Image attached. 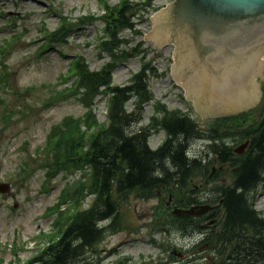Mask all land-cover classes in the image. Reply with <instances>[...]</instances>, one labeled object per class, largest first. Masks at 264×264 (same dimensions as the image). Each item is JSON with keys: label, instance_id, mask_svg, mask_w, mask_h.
I'll return each mask as SVG.
<instances>
[{"label": "rangeland", "instance_id": "obj_1", "mask_svg": "<svg viewBox=\"0 0 264 264\" xmlns=\"http://www.w3.org/2000/svg\"><path fill=\"white\" fill-rule=\"evenodd\" d=\"M171 1L0 0V184L9 186L6 193H0V264H25L40 254L56 235L52 230L56 217L53 209H67V204L62 205L63 189L76 184L81 176L80 172L47 171L38 156L44 157L42 149L54 126L68 117L81 119L85 114L75 86L76 62L94 72L115 63L112 73L115 86L127 85L144 63L164 74L149 80L154 99L142 107L138 127H146L153 117L161 118L155 109L159 105L169 111L191 113L203 130L212 123L201 119L198 110H192V104L183 98V89L174 84L170 69L173 47L156 49L149 38L145 39L152 29V16ZM125 2L142 7L149 4L150 8L130 15L133 26L118 30L123 44L115 57H109L101 51L99 40L104 37L109 13ZM61 28L70 30L68 38L64 43H51L49 38ZM100 91L92 114L98 124H104L108 95ZM263 99L264 89L259 103L244 112L251 115V119L246 118L245 129L264 114ZM133 103L127 105L128 111L135 112ZM165 138L164 131L154 132L149 148L156 149ZM224 138L233 148L242 144L239 139ZM208 146L206 137L193 141L192 156L205 155ZM226 176L221 171L211 184L220 181L227 184ZM168 195L163 191L151 200L131 198L122 206L120 226L115 232H107L96 250L87 253V263L114 264L118 257H129L135 262L153 261L164 250V262L170 264H208L206 256L211 242L196 247L198 238L194 235L185 236L175 230L164 233ZM209 195L200 193L203 200L209 199ZM90 200L82 207L87 208ZM254 209L264 217V184L254 193ZM220 216L218 212V220ZM174 250L185 257L179 259L172 253Z\"/></svg>", "mask_w": 264, "mask_h": 264}, {"label": "trees", "instance_id": "obj_2", "mask_svg": "<svg viewBox=\"0 0 264 264\" xmlns=\"http://www.w3.org/2000/svg\"><path fill=\"white\" fill-rule=\"evenodd\" d=\"M149 8V4L142 7L125 2L112 10L106 19L104 37L99 40L101 51L115 57L123 44L118 30L130 29L133 26L130 15ZM69 33V29L61 28L49 41L64 43ZM75 65L77 96L85 114L81 119L68 117L54 126L42 149L44 157L38 156L47 171L80 172L81 176L76 184L62 191V205L67 204V211L53 209L56 217L52 230L56 235L25 264H88L87 253L96 250L107 232H115L120 226L122 206L133 197L155 199L164 189L178 207L202 204L194 199L198 190L192 184L195 179L211 174L212 160L225 167L224 180L229 181L215 183L207 194L210 200L221 201L223 215L218 222L219 233L207 235L211 238L204 237L195 246L211 242L207 249L211 252L208 264H264V217L254 210V193L264 184V116L247 129L244 128L247 116L240 115L218 119L204 131L186 114L165 113L164 106L159 105L155 109L162 113L161 118L153 117L149 125L137 129L142 107L154 99L149 80L164 74L144 63L127 85L115 86L112 82L115 63L96 72L80 62ZM100 90L108 95L104 124H98L92 114ZM131 100L137 113L127 110ZM159 130L164 131L166 139L152 150L149 140ZM226 136L239 139L240 143L249 140L246 153L235 155L223 140ZM202 137L208 139V151L204 156L193 157L191 143ZM215 173L210 177L212 183L221 171ZM86 198L91 200L84 208ZM166 214L165 234L175 230L191 236L203 230V220L172 216L167 210ZM104 222L109 224L102 226Z\"/></svg>", "mask_w": 264, "mask_h": 264}, {"label": "water", "instance_id": "obj_3", "mask_svg": "<svg viewBox=\"0 0 264 264\" xmlns=\"http://www.w3.org/2000/svg\"><path fill=\"white\" fill-rule=\"evenodd\" d=\"M152 20L145 39L156 49L174 48L172 76L200 113H237L253 104L256 82L263 92L264 80L255 79L264 65V0H175ZM248 144L234 153L243 155ZM8 190V185H0V193ZM212 209L197 205L174 208L171 214L199 217Z\"/></svg>", "mask_w": 264, "mask_h": 264}, {"label": "flooded vegetation", "instance_id": "obj_4", "mask_svg": "<svg viewBox=\"0 0 264 264\" xmlns=\"http://www.w3.org/2000/svg\"><path fill=\"white\" fill-rule=\"evenodd\" d=\"M199 114H201L199 112ZM205 117L207 118H211L213 119L214 117H212V115H208V114H203ZM206 182V181H205ZM168 205L170 204V200L167 201ZM167 205V206H168ZM205 222L204 223V233L206 235H210L215 231V226L214 225H210L209 222L211 221V218L208 216L206 218H204ZM114 264H164V250H162L161 255H155L153 257V261H150V259H142L140 262H135L133 261L131 258L129 257H122L116 260V262Z\"/></svg>", "mask_w": 264, "mask_h": 264}]
</instances>
